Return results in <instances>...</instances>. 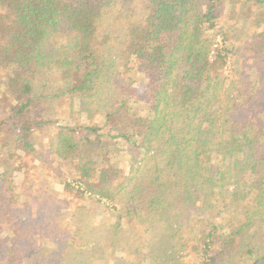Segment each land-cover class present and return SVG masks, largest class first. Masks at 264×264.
Returning <instances> with one entry per match:
<instances>
[{
	"label": "trees",
	"instance_id": "16d2710c",
	"mask_svg": "<svg viewBox=\"0 0 264 264\" xmlns=\"http://www.w3.org/2000/svg\"><path fill=\"white\" fill-rule=\"evenodd\" d=\"M226 1L0 0V152L14 162L41 161L34 133L48 125L54 104L66 102L72 119L75 96L88 106L97 102L107 110L103 126L60 128L50 138V154L72 168L81 195L111 202L121 196L130 219L156 213L169 230L163 242L178 243L179 260L192 253L193 264H228L250 233L247 258L263 263L264 251L251 246L264 239V71H224L228 58L234 66L239 56L264 57V27L235 42L220 25ZM117 16L130 25L119 47L122 63L108 67V27ZM113 142L143 158L125 189L113 190L102 171L94 187L92 159L107 148L110 156ZM7 177L0 171V223L15 237ZM247 184L249 194L239 192ZM216 208L226 220L202 215Z\"/></svg>",
	"mask_w": 264,
	"mask_h": 264
},
{
	"label": "rangeland",
	"instance_id": "374dc122",
	"mask_svg": "<svg viewBox=\"0 0 264 264\" xmlns=\"http://www.w3.org/2000/svg\"><path fill=\"white\" fill-rule=\"evenodd\" d=\"M222 15L224 18L220 25L230 29L232 39L239 44L249 41L254 31L264 27V4L228 0ZM129 25L127 19L117 16L108 27V34L112 37V44L105 53L108 67L111 63L115 66L122 63L119 47ZM217 43L220 45L219 38ZM252 70L264 71V57L251 61L239 56V62L234 66L228 58L224 72L225 76H234L237 73L250 74ZM118 91L117 94L114 92L116 96ZM72 103V119L67 116V103L58 100L48 125L34 133V146L41 153V161L34 156H25L14 162L0 152V171L7 174V183L11 182L16 202L13 205L14 217L17 219L15 237L3 234L1 225L4 222L0 223V264H164L169 258H176L174 264L195 263L192 253L185 259H177V253L173 251V246L176 248L178 245L177 241L170 239L167 241L169 244L163 242V234L169 230L160 226L156 213L149 212L146 216L143 214L130 219L122 210L121 196L111 202L98 200L88 191L84 192L85 195L80 194L84 187L75 181L72 168L68 163L57 162L50 154V138L60 128L78 125L101 127L107 110L100 108L97 102L88 106L76 96ZM86 134L94 137L91 133ZM113 143L110 156L107 148L102 156L95 158L94 155L92 159L89 184L94 187L98 186L99 172L102 171L104 175L106 173L113 190L125 189L136 174L138 161L143 158L141 153H135L124 143ZM115 165L118 170H114ZM62 181L71 188L62 189ZM4 185L0 183V189H4ZM227 187L229 191L234 189L232 185ZM240 189L239 192L249 194L248 184ZM215 210L204 209L202 215L212 218L211 221L226 220L217 208ZM192 217L197 221L195 214ZM184 237L186 239L187 235ZM249 237L250 233L241 239L242 253L237 252L228 264H250L251 260L246 255V246H250ZM191 246L186 247V255L190 253ZM251 247L255 253L262 254L264 239L259 237ZM164 254L167 258H163Z\"/></svg>",
	"mask_w": 264,
	"mask_h": 264
}]
</instances>
